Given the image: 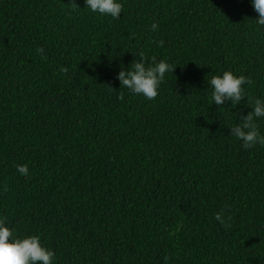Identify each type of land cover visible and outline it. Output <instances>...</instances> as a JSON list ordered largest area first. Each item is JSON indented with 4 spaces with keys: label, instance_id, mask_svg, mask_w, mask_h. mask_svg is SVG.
Listing matches in <instances>:
<instances>
[{
    "label": "trees",
    "instance_id": "1",
    "mask_svg": "<svg viewBox=\"0 0 264 264\" xmlns=\"http://www.w3.org/2000/svg\"><path fill=\"white\" fill-rule=\"evenodd\" d=\"M71 2L0 0V218L56 264H264V146L229 131L264 99L249 0ZM139 51L176 66L154 100L115 79ZM223 71L247 104L211 105Z\"/></svg>",
    "mask_w": 264,
    "mask_h": 264
},
{
    "label": "clouds",
    "instance_id": "2",
    "mask_svg": "<svg viewBox=\"0 0 264 264\" xmlns=\"http://www.w3.org/2000/svg\"><path fill=\"white\" fill-rule=\"evenodd\" d=\"M249 3L257 13V18L254 19L256 25L264 28V0H249ZM71 4L74 6L73 10L81 9L75 0H72ZM85 7L92 14L110 16L113 20H119L124 9L120 0H84ZM158 27V24L153 23L151 30L155 32ZM37 51L43 50L37 49ZM136 57L137 59L131 63V68L125 70L120 67L115 79L129 93L154 100L159 94L160 85L165 80V74L173 73L176 66L166 59L159 61L155 57L149 59L143 51H139ZM61 71L67 70L62 68ZM208 83L212 88L211 105L220 106L228 102L236 107L244 98L246 104L248 103L249 98L244 88L245 85L252 83L248 77L223 71L222 75L212 76ZM250 108L251 111L246 115L240 114L238 124L229 128L230 135L239 140L245 149H252L257 145L264 146V135L260 133L256 123L258 119L264 118V99L254 98V104ZM15 167L20 175H28L27 164H17ZM215 220L221 224L225 223L220 214L215 216ZM0 264H56L55 252L42 244L39 235L20 237L16 234V229L7 225L5 218H0Z\"/></svg>",
    "mask_w": 264,
    "mask_h": 264
}]
</instances>
